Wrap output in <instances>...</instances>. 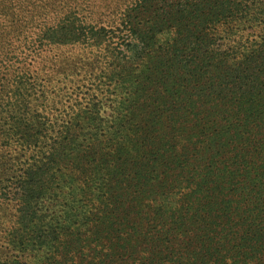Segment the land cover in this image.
<instances>
[{
    "label": "trees",
    "instance_id": "1",
    "mask_svg": "<svg viewBox=\"0 0 264 264\" xmlns=\"http://www.w3.org/2000/svg\"><path fill=\"white\" fill-rule=\"evenodd\" d=\"M95 2L0 0V264H264V0Z\"/></svg>",
    "mask_w": 264,
    "mask_h": 264
},
{
    "label": "rangeland",
    "instance_id": "2",
    "mask_svg": "<svg viewBox=\"0 0 264 264\" xmlns=\"http://www.w3.org/2000/svg\"><path fill=\"white\" fill-rule=\"evenodd\" d=\"M96 2H95V4L93 5V9H95V10H97V7L99 6V5H102V6H104V5H106L108 2H110V0H101L100 2H98L97 0H95ZM99 9H100V7H99Z\"/></svg>",
    "mask_w": 264,
    "mask_h": 264
}]
</instances>
